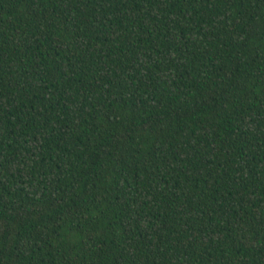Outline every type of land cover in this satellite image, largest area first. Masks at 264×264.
<instances>
[{
	"label": "trees",
	"instance_id": "1",
	"mask_svg": "<svg viewBox=\"0 0 264 264\" xmlns=\"http://www.w3.org/2000/svg\"><path fill=\"white\" fill-rule=\"evenodd\" d=\"M0 264H264V0H0Z\"/></svg>",
	"mask_w": 264,
	"mask_h": 264
}]
</instances>
